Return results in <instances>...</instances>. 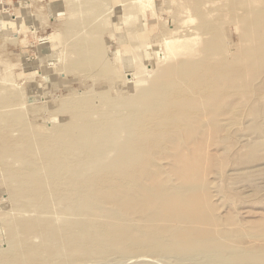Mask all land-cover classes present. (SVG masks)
<instances>
[{
	"label": "rangeland",
	"instance_id": "374dc122",
	"mask_svg": "<svg viewBox=\"0 0 264 264\" xmlns=\"http://www.w3.org/2000/svg\"><path fill=\"white\" fill-rule=\"evenodd\" d=\"M136 1L0 0V264H192L204 252L264 264V0L258 51L244 56L238 74L226 64L206 79L218 67L206 58L176 78L159 77L157 68L170 66L161 42L198 48L205 23L213 44L233 53L240 0H155L146 14ZM71 39L92 48L86 58L94 62L69 53ZM63 51L72 64L58 62ZM92 89L102 104L142 89L128 101L137 110L123 137L59 128L78 118L65 108ZM147 189L155 195L144 198ZM104 218L129 235L102 239ZM51 236L71 243L24 253L51 248Z\"/></svg>",
	"mask_w": 264,
	"mask_h": 264
},
{
	"label": "bare ground",
	"instance_id": "6f19581e",
	"mask_svg": "<svg viewBox=\"0 0 264 264\" xmlns=\"http://www.w3.org/2000/svg\"><path fill=\"white\" fill-rule=\"evenodd\" d=\"M191 1H193V0H191ZM222 1H225V0H222ZM136 2L140 5V7H141V9H142V11L144 13H145L146 10L154 9L153 7H154L155 0H137ZM189 3H191L190 0H189ZM226 3H227V1H226ZM184 4H186V3H184ZM239 5L242 7V9H241L242 14L241 13H240L241 15L237 14L239 16L235 17V23L239 25L238 27H239L240 31L239 30L238 31L241 32V39H240L239 47L236 50H234V51L232 50L233 53H230L229 51H226L225 49H227V47L222 48L225 45L224 43H223L224 44L223 46L221 45V46H219L220 48H217L216 44H213L215 40L211 37L212 36L211 35V32L212 31L209 29V27H208L209 25H207L205 23H202L201 26L198 28L201 31L200 32L201 34L200 33L199 34H197V33L195 34L196 35L195 36L196 37L195 38L196 39L195 45H197V47L199 46L198 48H196L194 46V44L191 45V46H189L188 45L189 42H187V44H184V45L180 46L179 44L182 42V41H180V38L179 39L173 38V39H170L168 41H162L161 42V47L164 46V48H169V52L166 54L167 56L165 57V59H168V62L170 64V66H168V67L161 66V67L157 68L156 74L159 75V77L176 78L179 75V72L182 70L181 67L186 68V67L189 66L191 69H193L194 64H195L194 62L196 60H201L202 58H206V59L201 60V61H206V65H207L206 67L210 66L211 64H214V62H216V64L218 65V67H216V69L213 71V73L211 75L208 74V75L204 76L205 79L208 78V77H211L212 75H215V74H217L218 76H219V74H222L224 72L223 66L226 65V64H227V66H231V68L234 67L233 69H235V72L238 74V68H241V63L243 62L244 56L253 55L255 52L258 51L259 44H260V40H261V33H262L261 32L262 28H261V24H260V21H261L260 13H261V10H260L259 0H240L239 1ZM224 6H225V2H224ZM227 8H229V7H227ZM217 11H218V9H217ZM241 11H239V12H241ZM213 13H215V12H213ZM230 13H228V14H230ZM216 14H217V12H216ZM198 15H199V13H198ZM203 17H205V15L202 16V18ZM206 17L203 18V20L204 19L206 20ZM212 24H214V23H212ZM221 26H222V24H221ZM201 35H203V37H201ZM219 36H220V34H219ZM204 37H206V38L204 39ZM190 39H191V37H189L187 39V41L190 40ZM63 41H67V39L66 40L63 39ZM70 41H72V39ZM74 41L75 40H73L72 42L75 44ZM67 42H65V43H67ZM218 42H220V41H218ZM80 44H82V43H80ZM78 45H79V42H78ZM213 45L216 46V48H214ZM74 46H75V50L76 51L74 52V51L71 50L72 52L70 51L69 53H71V54L72 53H74V54L77 53V55H78L77 57H81L82 59L87 60L86 56L91 57L92 52H93V54H95L94 53V50L92 48H89L88 47L86 50H84L81 46H77V44H75ZM62 47H64V46H62ZM65 47H67V46H65ZM171 50H172V53L173 54L170 53ZM69 53H67L66 51L60 52L61 55L60 56L58 55V59H57V60H59L58 62L59 63L66 62L67 61V58L71 57L70 56L71 54L67 57V55ZM74 54H72V55H74ZM155 54H156L158 60H160V59L162 60L161 56L158 53H155ZM103 56H104V54H102V52H100V54H99L100 62L103 65H107L106 62H103L104 61V57ZM74 59H76V58H74ZM99 59H98V61H99ZM69 60H70V58H69ZM71 60L69 61L70 64H72L71 63ZM90 61H93V59H91ZM90 61L87 60L88 63ZM124 62L127 63V59ZM224 62H228V63H224ZM231 62H235V63L233 64ZM69 63H67V64H69ZM92 63H90V64H92ZM52 65H53L54 68H56L57 63H54ZM92 65L94 66L95 64H92ZM15 66H18V65L16 64ZM73 66L74 65H72V68H73ZM77 66H78V64H77ZM94 67H96V66H94ZM108 67H106V69ZM178 67H180L181 69H177ZM64 68H65V64H64ZM67 68H69V67H67ZM70 69H71V66H70ZM70 69H67V70H70ZM73 69H71L72 70L71 73H73V72L75 73V69H74V71H73ZM88 70H91V68L88 69ZM107 70H105L106 71V74H107ZM83 71H80V72H83ZM94 71H92V72L91 71H88L91 74L90 73H87V71H86V73L84 72L85 73L84 75L86 76V74L87 75L90 74L89 75L90 77L88 76V79H91L92 78L91 80H93V81H94V79L96 81L97 80H100V78L103 79L102 77H100V74L97 71H96V73H98L99 75L98 74L97 75H93V74H95ZM103 71L101 70L100 73L102 74ZM60 72L61 71L59 70L58 77L60 76ZM62 72L65 73L64 69L62 70ZM76 72L79 73L78 70H76ZM112 72H113V70H112ZM63 75H67V74H63ZM104 75H105V72H103V77H104ZM115 75H114V78H115ZM137 77H141V76H139L137 74ZM96 78H99V79H96ZM146 78L148 79V77H146ZM109 80H110V78H109ZM115 82H117L115 84H119L118 81L115 80ZM204 83L206 84L207 81H204ZM116 86H118V85H116ZM207 86H208V84H207ZM205 87H206V85H204L202 88H205ZM208 87L211 90V92L213 93V90L215 89L216 86L215 85H212V86H208ZM150 88H155V84L154 85L151 84ZM118 89H119V87H118ZM101 92H99V93H101ZM102 93H105V94H102L103 96L104 95L105 96L106 95H108V96L110 95V93H108V92H107V94L104 91ZM118 93L119 94H117L118 96L115 99H113V98H108L107 99L104 96L107 99V102L106 103L103 102V104L101 102H97V99L98 98H101V97H97V96H100V94L95 93V90L94 89H92L91 92H85V94H83L84 97H81L82 94L81 95L78 94L80 96L75 95L73 97V98H75L77 96L76 97L77 99L76 100L74 99L75 100V102H74L75 104H73V105L70 104V105H72L73 108L72 107L71 108H65L64 107L65 110H67V111H65V110L64 111L62 110V111L63 112H69L71 114V116H75V117H78V118L76 120H74L73 122L68 121L67 123H65V125H64V123H62L63 126H60L59 128L62 127V128L66 129V130H79V131H82V132H86V133L90 134L93 137H95V136L98 135L100 140H102L106 136V134H111L112 132H116V134L120 138L123 137L126 134V131L124 130V128L127 125H129L130 114L132 112H134V111L137 110V108L134 107V106H132V104L129 103L128 101L131 100V98L138 97L142 93V89H135L134 90V94L133 95L130 94L131 96H125V97H123L121 95V92H118ZM175 94L178 95V92H175ZM86 95H88L89 98H86L85 99V96ZM94 95L96 96V99H95V96ZM109 97H111V95ZM101 99H103V98H101ZM109 99H111V100H109ZM74 100H72V101H74ZM68 102L71 103V101H68ZM68 102H66L65 105H67ZM94 102H97V104L96 103L94 104ZM98 103H101V105H99ZM59 104H61V103H59ZM63 106L60 105V107H63ZM60 109H58L59 112H60ZM65 114H68V113H65ZM94 115H97L98 121H95L94 122L91 119V118L94 117ZM79 117H82V118H79ZM59 125H61V124H59ZM109 141H111V139L110 140H107V142H109ZM11 158L22 162L21 157H19L17 155L12 156ZM38 170L42 171L43 170V167L42 168H38ZM153 195H155V191H153L151 189H147L144 198H150ZM81 203H82V205H85L86 202H84V200H81ZM14 204H16V203L14 202ZM18 206H20V205L18 204ZM13 211H15V210H13ZM119 221H122V220H119ZM122 226H123V224L120 223V222H118V221H110L109 219L104 218L103 221L99 222V227L100 228L106 227V229L101 233L100 237L102 239H104V240H107L110 236L111 237L121 236L122 234H121L120 230H121V227ZM214 232H216L217 235L219 234V231H215L214 230ZM128 235L129 234H124L120 238H124L125 236H128ZM139 239L140 240H147V239H149V235L148 234L141 235L139 237ZM63 240H64L63 238L60 239V240H56V239H54V236H51L49 239H47L45 237V242L47 244H51L52 245L51 248H49L46 245L42 250L41 249H38V248L33 249V250L32 249H27V250L24 251V253H28L30 251H33L35 254H40V253H47V254H49L50 252L53 253V252H55L58 249V247H57L58 244L59 245H64V244H66V245L68 244L69 245L71 243V242H65V240L64 241ZM188 243H189L188 242V238L186 236H182V238H181V245L184 244L182 246V249L187 248ZM203 254L204 255H203V257L201 259L195 256L191 260V263L192 264H202V263H205V264H234V263H232L230 261H226V259H225V257L223 255H220V256L217 257L214 254L213 255H210L207 252H204ZM239 256H240L239 251L237 249H234V253L232 254V257L234 259H236L237 261H239ZM257 260H260V259L257 258ZM251 264H253V263H251Z\"/></svg>",
	"mask_w": 264,
	"mask_h": 264
}]
</instances>
